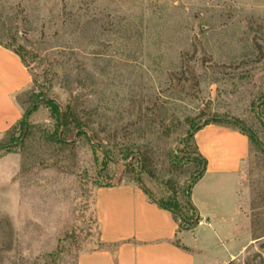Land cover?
<instances>
[{
	"label": "rangeland",
	"instance_id": "obj_1",
	"mask_svg": "<svg viewBox=\"0 0 264 264\" xmlns=\"http://www.w3.org/2000/svg\"><path fill=\"white\" fill-rule=\"evenodd\" d=\"M0 38L21 47L23 113L35 105L27 136L0 137V264H76L99 244V185L139 180L183 202L187 135L233 118L254 137L240 183L249 234L226 264H264V0H0ZM47 99L75 106L85 133L57 142Z\"/></svg>",
	"mask_w": 264,
	"mask_h": 264
},
{
	"label": "crops",
	"instance_id": "obj_2",
	"mask_svg": "<svg viewBox=\"0 0 264 264\" xmlns=\"http://www.w3.org/2000/svg\"><path fill=\"white\" fill-rule=\"evenodd\" d=\"M31 85L20 56L0 44V137L22 118L17 95ZM193 138L206 159L203 174L190 188L196 226L180 229L172 212L137 182L97 186L93 214L104 246L80 252L76 264H226L242 252L249 233L240 183L250 138L215 122L202 125Z\"/></svg>",
	"mask_w": 264,
	"mask_h": 264
},
{
	"label": "trees",
	"instance_id": "obj_3",
	"mask_svg": "<svg viewBox=\"0 0 264 264\" xmlns=\"http://www.w3.org/2000/svg\"><path fill=\"white\" fill-rule=\"evenodd\" d=\"M0 44L6 48L11 49L16 54H18L24 63V59H23L22 53L20 51L21 47L15 48L12 46V44L4 42L1 38H0ZM27 91H24V92L17 95V100H18L19 104L21 105V107H22V102H21L20 96L23 95ZM45 102H46V104H48V106L50 108V115L56 119L57 128L54 131V135H55L57 142L67 143L69 140L72 139V137L74 135H78V134L80 135V134L85 133L84 128L87 127V122L82 120V118L79 115L75 106H71L68 103L64 107V109L62 110L61 107L58 104H56L53 100L47 99V100H45ZM34 107H35L34 104L32 106L26 107L22 118L15 125H13L5 133V135L8 134L15 127L18 126L20 131H21L20 132V140H21V138H24L25 136H27L29 134V132L31 131V124L28 122V116L30 115V113L32 112ZM26 117H27V119H26ZM233 119H235V118H233ZM235 120L236 121H233L231 119H226V120L216 119V120L204 122L202 125L208 124L209 122L227 124V125L236 127L241 132L247 134L250 139L252 137H254L252 132L240 120H238V119H235ZM239 123L242 124L243 126H240ZM202 125L198 126L194 130V132L189 133L187 135V139L193 140V143H194L193 150H187V149L181 150L182 156H180V158L188 159L194 164V169H193V173H192L194 178L190 184V188H191L192 184L203 174V172L205 170V165H206V159L202 155H200V153L198 152L197 146H196V144L194 142V138H193L194 133ZM140 160H141V164H142L143 169L150 172V174H151V171L149 170V167H148L150 164L149 158L146 155H141ZM137 181L139 182V180H137ZM139 185L150 196V198L157 199L140 182H139ZM99 186H102V185H99ZM190 188H189V195H190ZM171 189H172V194L169 195L171 197L169 199V201L165 202V201L157 199L158 203L160 204V206H162V207H164V208H166L172 212V214L174 215V217L178 221V226L180 229H191V228H193L198 223L199 217L196 213L195 208L192 206L191 202L189 200H187L186 189L184 191L183 202H181L177 199V190L175 188H171ZM188 211H190L191 214H189ZM97 228H98V226H97ZM98 246H104V244L99 242Z\"/></svg>",
	"mask_w": 264,
	"mask_h": 264
},
{
	"label": "water",
	"instance_id": "obj_4",
	"mask_svg": "<svg viewBox=\"0 0 264 264\" xmlns=\"http://www.w3.org/2000/svg\"><path fill=\"white\" fill-rule=\"evenodd\" d=\"M26 119H27V117H26ZM231 120L236 121L235 119H231ZM239 125H240V126H243V125L240 124V123H239ZM137 183L139 184L138 181H137ZM189 188H190V184H189V185L187 186V188H186V197H187V200L190 201Z\"/></svg>",
	"mask_w": 264,
	"mask_h": 264
}]
</instances>
